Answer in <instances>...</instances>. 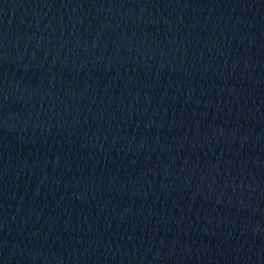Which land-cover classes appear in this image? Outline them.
I'll return each instance as SVG.
<instances>
[{
    "label": "water",
    "instance_id": "obj_1",
    "mask_svg": "<svg viewBox=\"0 0 264 264\" xmlns=\"http://www.w3.org/2000/svg\"><path fill=\"white\" fill-rule=\"evenodd\" d=\"M0 264H264V0H0Z\"/></svg>",
    "mask_w": 264,
    "mask_h": 264
}]
</instances>
